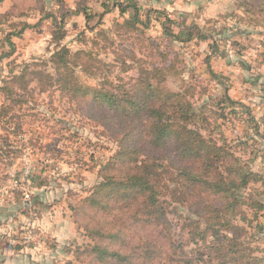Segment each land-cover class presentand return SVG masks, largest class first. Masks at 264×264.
<instances>
[{
	"label": "rangeland",
	"instance_id": "obj_1",
	"mask_svg": "<svg viewBox=\"0 0 264 264\" xmlns=\"http://www.w3.org/2000/svg\"><path fill=\"white\" fill-rule=\"evenodd\" d=\"M25 23L12 49L4 37ZM190 25L207 38L165 32ZM61 45L81 53L68 56L79 85L132 94L137 80L159 82L163 95L191 103L187 125L230 154L217 172L236 162L252 175L233 218L239 228L226 231L264 264V0H0V87H9L0 90V264H89L93 242L75 206L118 145L58 80L52 54ZM161 179L174 244L186 255L179 245L174 257L208 264L184 227L195 218L194 192L181 194L172 169Z\"/></svg>",
	"mask_w": 264,
	"mask_h": 264
},
{
	"label": "trees",
	"instance_id": "obj_2",
	"mask_svg": "<svg viewBox=\"0 0 264 264\" xmlns=\"http://www.w3.org/2000/svg\"><path fill=\"white\" fill-rule=\"evenodd\" d=\"M133 8L137 12L136 6ZM30 26L23 24L4 40L14 47L11 37ZM165 32L180 42L207 38L194 25L177 33L165 28ZM62 37L54 36L56 41ZM80 54H71L64 45L53 52L52 59L59 65L58 80L77 104L97 113L118 145L101 167V180L75 206L93 242L87 252L89 264H156L162 258L164 264H181V260L192 264L187 257H174L179 245V255L185 251L181 243L174 244L172 221L161 199V176L169 169L176 171L181 194L194 192L195 218H188L184 227H190V240L197 236L200 241L196 259L208 264L260 263L261 259L247 252L239 233H234L239 227L233 224L235 211L244 203L241 189L252 175L236 162L225 164L226 174L217 172L216 163L230 154L187 125L195 117L191 103L177 92L163 95L159 82L138 84L141 80H137L132 94L124 89L79 85L68 56ZM3 89L9 90L8 85L0 87ZM200 217L204 218L203 227ZM232 228L228 234L226 230Z\"/></svg>",
	"mask_w": 264,
	"mask_h": 264
}]
</instances>
